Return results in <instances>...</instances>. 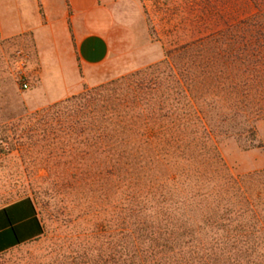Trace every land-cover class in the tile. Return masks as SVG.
<instances>
[{
    "label": "rangeland",
    "instance_id": "rangeland-1",
    "mask_svg": "<svg viewBox=\"0 0 264 264\" xmlns=\"http://www.w3.org/2000/svg\"><path fill=\"white\" fill-rule=\"evenodd\" d=\"M139 2L154 62L86 99L57 107L30 108L37 62L28 34L0 36V207L28 197L42 223L37 239L0 253V264H117V214L124 195L138 184L133 180L138 169L126 165L125 172L118 160L125 150L116 133L120 121L135 123L137 138H151L145 152L150 168L153 159L166 174L183 165L180 158L166 156L173 143L169 130L181 136L188 105L200 104L206 89L199 84V60L212 49L217 16H227L230 0ZM188 44L189 52L183 48ZM138 71L158 77L153 90L139 83L144 74L132 76ZM216 145L231 174L264 170V120L256 122L252 134L221 135ZM140 151L131 157L139 160ZM243 223V233L231 232L243 244L215 252L216 264H264V214Z\"/></svg>",
    "mask_w": 264,
    "mask_h": 264
},
{
    "label": "trees",
    "instance_id": "trees-1",
    "mask_svg": "<svg viewBox=\"0 0 264 264\" xmlns=\"http://www.w3.org/2000/svg\"><path fill=\"white\" fill-rule=\"evenodd\" d=\"M229 11L218 14L209 40L213 47L199 60V84L206 89L200 92V104L188 105L181 136L169 130L173 143L166 156L180 158L181 168L166 174L154 159L150 168L145 152L151 138H137L139 128L131 121L117 125L118 142L125 148L118 160L125 172L126 165L138 169L133 177L138 184L131 195H124L117 214V264H216L215 252L243 244L231 232L243 233L247 218L264 214V170L231 174L216 145L221 135L252 134L256 122L264 120V0H230ZM183 48L189 52L190 46ZM146 73L132 76L144 74L139 83L153 90L158 77ZM109 83L84 87L51 106L86 99ZM190 94L184 90L186 97ZM138 150L139 160L131 157ZM165 164L177 167L168 160ZM21 242L16 239L12 245Z\"/></svg>",
    "mask_w": 264,
    "mask_h": 264
},
{
    "label": "crops",
    "instance_id": "crops-1",
    "mask_svg": "<svg viewBox=\"0 0 264 264\" xmlns=\"http://www.w3.org/2000/svg\"><path fill=\"white\" fill-rule=\"evenodd\" d=\"M25 34L37 62L30 108L108 83L155 59L139 0H5L0 36ZM41 231L30 198L0 207V253L18 246L12 245L16 239H37Z\"/></svg>",
    "mask_w": 264,
    "mask_h": 264
},
{
    "label": "built area",
    "instance_id": "built-area-1",
    "mask_svg": "<svg viewBox=\"0 0 264 264\" xmlns=\"http://www.w3.org/2000/svg\"><path fill=\"white\" fill-rule=\"evenodd\" d=\"M22 87H23L24 89H28L29 84H28L26 81H24L23 84H22Z\"/></svg>",
    "mask_w": 264,
    "mask_h": 264
}]
</instances>
